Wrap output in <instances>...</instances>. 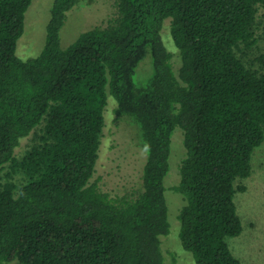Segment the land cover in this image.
<instances>
[{
    "label": "trees",
    "instance_id": "16d2710c",
    "mask_svg": "<svg viewBox=\"0 0 264 264\" xmlns=\"http://www.w3.org/2000/svg\"><path fill=\"white\" fill-rule=\"evenodd\" d=\"M31 1L0 0V264H165L176 127L180 244L195 264H241L227 238L242 231L236 180L250 175L264 141V72L235 50L255 44L264 0H113L107 22L67 47V12L94 0H53L44 48L23 59L16 43ZM167 17L177 68L161 35ZM146 54L152 72L139 68L137 81ZM108 94L146 150L139 187L115 197L91 180Z\"/></svg>",
    "mask_w": 264,
    "mask_h": 264
},
{
    "label": "rangeland",
    "instance_id": "374dc122",
    "mask_svg": "<svg viewBox=\"0 0 264 264\" xmlns=\"http://www.w3.org/2000/svg\"><path fill=\"white\" fill-rule=\"evenodd\" d=\"M52 2L53 0H32L26 9L24 30L16 43V54L19 57L23 59L34 57L44 48ZM115 10L113 0H94L89 4L84 2L76 4L67 12L60 29L61 46L67 47L81 32L105 24ZM256 18L255 44L251 48L241 44L235 52L247 67L264 72V63L259 59L264 55V6L259 5ZM169 22L170 17L165 18L161 35L165 46L172 52L174 66L177 68L179 49L170 35ZM139 68L141 75L146 74L149 68H151L149 73L152 72L150 54H146L137 68L135 76L137 81L141 79ZM116 105L115 97L108 94L103 111L104 126L98 159L91 178L97 179L100 189L114 197L130 193L139 187L146 160V150L139 143L137 136L138 126L135 123L136 129L128 117L117 114ZM30 136L23 138L16 148L18 156L28 148ZM184 155L182 129L176 127L172 134L170 169L164 179L168 219L171 225L169 233L161 236L165 264H195L192 254L180 244L178 214L184 202L182 195L173 190V186L179 182L178 164ZM251 164L250 175L236 180V184L245 186L244 191H238L234 196L236 210L242 222V231L237 236L228 237L227 243L241 264H264V141L254 150ZM6 171V168L0 170V182L5 181ZM6 264L22 263L13 260Z\"/></svg>",
    "mask_w": 264,
    "mask_h": 264
}]
</instances>
